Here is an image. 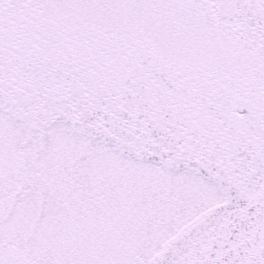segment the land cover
<instances>
[{
    "label": "snow or ice",
    "instance_id": "1",
    "mask_svg": "<svg viewBox=\"0 0 264 264\" xmlns=\"http://www.w3.org/2000/svg\"><path fill=\"white\" fill-rule=\"evenodd\" d=\"M0 264H264V0H0Z\"/></svg>",
    "mask_w": 264,
    "mask_h": 264
}]
</instances>
